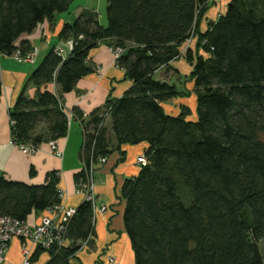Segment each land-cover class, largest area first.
<instances>
[{
  "label": "trees",
  "instance_id": "1",
  "mask_svg": "<svg viewBox=\"0 0 264 264\" xmlns=\"http://www.w3.org/2000/svg\"><path fill=\"white\" fill-rule=\"evenodd\" d=\"M73 2L0 0V55L30 53L18 41L68 13ZM206 3L107 0V26L97 12L83 10L60 32L73 42L70 55L52 49L30 77L36 97L22 94L10 112L16 144L40 148L66 138L69 117L47 87L70 94L93 73L89 56L100 43L122 50L116 66L132 87L88 120L78 108L74 117L83 127L79 157L88 167L123 146L146 145L147 166L121 191L136 264H264V0H232L202 32ZM181 58L192 67L196 120L187 108L177 116L166 112L163 104L190 94L155 78ZM83 178L81 171L76 183ZM60 181L59 172L42 185L0 176V218L28 222L61 204ZM95 238L94 210L84 201L66 226V245L49 252L48 264H76L84 243L93 246Z\"/></svg>",
  "mask_w": 264,
  "mask_h": 264
},
{
  "label": "crops",
  "instance_id": "2",
  "mask_svg": "<svg viewBox=\"0 0 264 264\" xmlns=\"http://www.w3.org/2000/svg\"><path fill=\"white\" fill-rule=\"evenodd\" d=\"M202 1L207 2V9L201 23V31L205 32L211 23L217 22L220 16L227 12L232 0ZM83 10L79 8L77 16ZM72 23L73 17L57 15L53 22L46 21L31 35L23 36L17 45L38 49V57L43 59L52 49H60L67 57L71 53V42L62 41L60 32L64 25ZM111 44V41H104L91 51L89 66L93 73L82 79L72 93L60 95V90L56 84L47 87L53 93L59 94L61 104L69 117L68 135L57 142L63 153L62 159L51 152L49 143L43 144L34 155L22 152L14 144L10 112L22 94L28 98L36 97L38 90L30 83V77L42 62L37 64L36 60L33 64L25 63L14 56L0 55V82L2 84L0 176L29 185H42L46 182L49 174L59 172L61 176L59 189L65 195L63 204L69 209H78L82 205L84 197L76 192L75 177L83 169L79 154L83 146L84 132L81 122L74 117V110L76 108L81 110L85 120H88L96 109L103 108L108 101L121 99L133 84L127 78L126 73L116 66ZM195 45L196 42L192 44L193 49H195ZM187 64L181 58L171 65V69H164L159 74L168 83L176 85L179 91H186L192 72V67ZM191 83L193 84V82ZM180 98H178L179 107L173 111L167 110L168 102L163 104L168 114L173 116L181 114V106L185 104V101ZM196 108L197 104L191 109L189 119H197ZM145 150V144L123 146L108 157L106 164L96 167L95 183L98 204L100 206L105 205L108 211L105 214L98 213L95 215L96 238L94 245L80 250L72 260L73 263L136 264L135 253L125 230L126 202L122 198L121 191L127 180L137 177L141 172L142 168L137 164V158ZM32 170L34 174L31 173ZM43 215L42 213L33 214L28 223L37 224ZM22 247L23 241L14 239L5 264H22ZM110 259H113L114 262H110ZM32 260L34 264H48L51 261V255L47 251L34 250Z\"/></svg>",
  "mask_w": 264,
  "mask_h": 264
},
{
  "label": "built area",
  "instance_id": "3",
  "mask_svg": "<svg viewBox=\"0 0 264 264\" xmlns=\"http://www.w3.org/2000/svg\"><path fill=\"white\" fill-rule=\"evenodd\" d=\"M70 48H73V42L70 43ZM61 54L63 51L58 50ZM112 53L117 60L122 56V50L112 48ZM39 54L38 49H33L30 53L23 54L21 52L15 53L13 56L21 62L35 63ZM22 152L34 155L40 148H36L30 144H16ZM51 152L59 159L63 158V153L59 149L57 142H49ZM107 163L106 157H101L97 162H91L88 167L83 164L82 172L84 177L82 181L76 183L77 194L84 197V201L92 204L94 214H105L108 208L105 205L98 204V195L95 183L96 167ZM137 164L143 168L147 166L148 161L144 154L137 158ZM61 191V190H60ZM62 203L47 210L40 218L39 222L31 225L28 222H19L9 217L0 218V264L6 263V257L10 246L14 239H21L23 241L22 264H34L32 255L34 250H41L50 252L52 250L58 251L66 245V226L70 220L76 215L77 209L67 208L63 204L64 193L61 191ZM89 245V241L84 243V248ZM110 262H114L110 259Z\"/></svg>",
  "mask_w": 264,
  "mask_h": 264
},
{
  "label": "rangeland",
  "instance_id": "4",
  "mask_svg": "<svg viewBox=\"0 0 264 264\" xmlns=\"http://www.w3.org/2000/svg\"><path fill=\"white\" fill-rule=\"evenodd\" d=\"M107 0H74V2L72 3L71 7H70V11L68 13L62 14L65 17H73V22L76 19V16L79 12V8L83 9H88V10H94L95 12L98 13L99 15V20L101 25L103 26H107L108 25V17H107ZM196 40H193L190 42V44L192 45L193 43H195ZM42 57H38L37 60V64H40V62H42ZM186 62V60H185ZM189 65V64H187ZM157 80L161 79L160 75H156L155 77ZM192 81H189L188 84V90H186L190 96H184L181 97L180 99L185 101V104L183 106H181V109L183 108H187L189 110L193 109L195 107L196 104V98H195V94H194V89H193V84L191 83ZM179 98V97H178ZM178 98L173 99L171 101H169L167 103V110H174L177 109L180 105V101L178 100ZM177 100V102H176ZM260 249L262 252V255L264 257V243L260 244Z\"/></svg>",
  "mask_w": 264,
  "mask_h": 264
}]
</instances>
